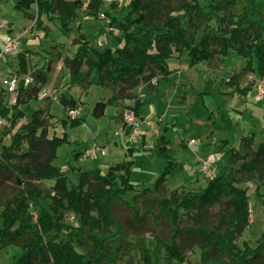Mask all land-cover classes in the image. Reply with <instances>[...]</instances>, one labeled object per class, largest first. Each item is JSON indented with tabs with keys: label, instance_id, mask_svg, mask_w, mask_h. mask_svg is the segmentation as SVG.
<instances>
[{
	"label": "trees",
	"instance_id": "1",
	"mask_svg": "<svg viewBox=\"0 0 264 264\" xmlns=\"http://www.w3.org/2000/svg\"><path fill=\"white\" fill-rule=\"evenodd\" d=\"M11 1L33 22L31 28L43 31L44 36L51 30L49 24L70 31L80 7L87 16L107 19L109 27L118 25V45L98 50L80 31L79 22L77 34L69 39L74 54L59 52L56 58H62L71 75L82 71L83 88L93 83L96 71V83L109 89L106 99L94 103L93 116L102 117L107 106L130 101L117 115L127 135L133 133L135 124L127 121L125 109L136 123L142 121L144 101L138 88H154L168 78L172 72L168 61L175 54L185 53L192 67L234 52L245 62L242 72L264 77V0H127L124 6L112 1L107 7L103 0ZM33 52L42 51L26 48L15 53L20 74H28L27 54ZM52 62L48 59L44 68L29 73L33 82L17 87L13 103L5 101L4 89L0 91L4 135L13 131L9 142L0 136V178L11 179L16 185L13 191H0V250L18 247L12 264H114L132 250L139 251L143 264H156L161 249L171 264L185 261L183 245L187 243L197 246L201 264H264V230L253 246L238 243L250 224L245 184L256 182V193L264 186V139L255 145L254 132L241 136L237 147L227 148L225 163L204 187L191 189L182 183L169 189L166 181L180 165L166 136L172 125H165L153 147L164 164L151 185L140 186L130 180L132 144L125 153L128 159L110 165L106 172L98 166L84 169L70 165V170L78 172L73 182L55 163L67 135L49 134L54 115L38 107L26 121H20L25 117L22 107L39 98L38 83L48 81ZM227 84L232 87L230 94L239 96L252 88L251 83L239 86L238 73L230 75ZM58 101L66 109L78 105L77 100L64 95ZM219 118L228 133L234 130L232 119L223 111ZM61 122L76 127L84 119L66 117ZM127 193L131 201L125 198ZM119 202L130 209L140 232L149 220L154 226L165 223L167 239L152 230L153 244L147 245V236L138 231L129 241L130 233L115 213Z\"/></svg>",
	"mask_w": 264,
	"mask_h": 264
},
{
	"label": "rangeland",
	"instance_id": "2",
	"mask_svg": "<svg viewBox=\"0 0 264 264\" xmlns=\"http://www.w3.org/2000/svg\"><path fill=\"white\" fill-rule=\"evenodd\" d=\"M86 2L87 0H83ZM114 2H118L119 6L125 5L127 0H112ZM213 0H200L201 3H207L211 2ZM1 2V0H0ZM108 3H104V7H107ZM78 15L75 21L71 23L72 29L70 31H65L53 24H49L51 27V34L47 38L41 37L43 40L42 42H47L49 45L56 44L55 50L61 48V52L63 55H69L72 56L74 54L75 46H72L69 44L70 37L74 36L77 33V24L80 22L81 27L80 31L82 33H85L87 37L89 38L91 44L94 46V48L101 50L105 47H116L117 45H113V38L110 34H108V20L99 17L94 18L92 16H87L85 14V8L80 7L77 10ZM22 19H25L22 17L21 12L17 9H14L9 3L2 1L0 3V20L3 22V26L5 23L12 24L16 31H21L25 23ZM33 31V30H32ZM43 32V31H42ZM70 35V36H69ZM36 34H31L29 38L33 39V41H30V43L34 44L33 48L40 49L38 41L34 40L36 38ZM3 29H0V43H3L6 39L12 38L11 36H7L3 39ZM45 38V39H44ZM55 39V40H53ZM18 44L17 48L8 55L3 56L0 58V91H2L1 82L2 79L6 75L10 74H17L18 76H31L29 73L24 75L20 74L18 71V63L15 56V53L19 50H21L26 45V40H21L20 38H17ZM49 42V43H48ZM60 42L64 43V47H61ZM24 45V46H23ZM39 48H38V47ZM49 52H46V55H50V50H53V48H48ZM28 70L29 72H32L35 68H38L41 64V58H30V55L28 54ZM50 58V57H49ZM46 61V58H42ZM168 65L170 68H174V70H178L173 75H171V79L169 82L162 81L159 84V93L156 98L155 94L151 93L149 90H145V101L146 105L144 107L143 115L145 117L143 123L138 122L136 124V128L132 133L131 140L136 141L138 144L141 142V137L144 135L146 137V143L143 145H140V148L144 150H148L149 144H147V141L150 142L151 140H154L156 134L161 130V128L165 125H171V122L176 121V118H178V125L174 128V130H171L169 128L168 134L172 141V145L177 148V154L176 158L177 160L183 162L184 164H189L192 160L195 159L197 155H204V151L202 152L201 146L202 143L199 141V139L195 142L196 143H190L188 148H184L179 145L180 138L182 134H186L188 138L195 136L198 137L200 132L205 133L206 128L203 127L204 125H207L209 127H212L210 131V134L213 133V138L215 140H219L222 137V131H224L225 135L229 139V146H238L239 139L243 135L250 134L251 132H255V140L254 143H258L259 141L264 139V98L259 94L258 92V86L261 84H264V77H260L257 74L253 73H244L242 72V68L245 64L244 60L236 55L234 52H231L230 56L228 57H218L213 59L210 63H206L203 61L201 64L198 65L195 69H187L188 64V58L185 55V53L177 55L175 54L169 61ZM4 66V67H3ZM53 71L50 73V82H48L47 86H42L41 91L39 93V102L35 100H31L27 102L22 109L24 110L25 117L21 119V122H24L27 120V118L30 116L31 112L35 110L36 108L43 106L46 107L47 110H51L53 113L58 115L59 117L64 115L67 117L72 118L67 114L68 109H66V112L63 114V107H61L58 104V97L60 95V91L65 93V95L69 96H77L78 98L80 95H82V101L78 102L77 107L80 108V113L77 114L76 117H83L85 118V123L83 124L82 128L84 129V133L81 134L80 142L79 144H75L74 146L78 148V150L84 149V146H92L93 143H95L94 140H97L99 142L103 141L104 139H112L111 142L106 143L107 145V152L108 155L101 160H106L108 163L112 162H118L123 160L120 158L124 156V148L125 143H123V137L120 132V121L112 118L113 111L115 110L113 108V105L108 106L106 113L103 117H95L92 114V108L94 103L99 99L100 91L104 90L98 85H94L90 88L89 93L87 95L82 94L83 88L80 85V82H78L79 76L73 78L69 77V70L67 66L62 63L58 59L53 60ZM206 70V69H213L214 73H212V76L210 79L213 82L212 91H215L218 86H222V88L229 89V86L227 84V79L230 77V75L234 73L239 74V84L240 86H246L249 83L252 84V91L250 92L249 96L245 99L243 97L239 96H215L209 100V103L211 104H220L224 107L233 106L242 108L241 111H233L230 109L231 112L227 111V116L230 117L234 124V130L231 132H227L222 128L219 120L215 122L211 115V111L204 112L203 105L198 100H194L197 96H202L203 93L200 91L195 92L196 90H208L209 86L207 84H203L198 75V72L200 70ZM188 70V71H187ZM188 81V88L190 87V93L193 92L189 98L188 103L193 104L196 108L195 110H187V107H184V105H181L178 102V99L175 97V93L177 89L181 88V85H184V81ZM146 87H141L142 89H145ZM182 92L178 93V97H180V94ZM110 94L109 89H106L103 92V95L100 96V98H105ZM187 91L184 94V99L186 98ZM5 101L6 102H13L15 99L16 92L8 93L6 92ZM79 95V96H78ZM174 96V98H173ZM244 100V101H243ZM151 101V103L149 102ZM154 101H157L154 103ZM129 101L122 102L118 108L117 111L124 110L125 105H127ZM50 106V107H49ZM182 106V107H181ZM114 109V110H113ZM207 111V109H205ZM243 112L245 115H243ZM160 113V114H156ZM162 114V115H161ZM63 116V117H64ZM163 116V117H162ZM203 120V123L196 122L195 125L199 127L198 130H195L191 127H189L188 120L189 118L195 119L196 117ZM54 118L51 120V127L49 129V134L52 133H58L60 132L63 127L60 123V118ZM125 117L129 119L130 122L136 123L137 120L134 119L131 114L125 109ZM163 119V120H162ZM163 121L162 125L158 124L157 122ZM218 125V127H221L222 130H219L218 127L215 125ZM216 127V128H214ZM77 128V127H76ZM75 129V128H73ZM71 128L69 130V134L71 137H76L80 133L77 132V129L73 131ZM171 130V131H170ZM5 127L4 122L0 120V136L4 138L6 142H9L13 131L9 132L6 136L4 135ZM62 132L59 133L61 135ZM184 137V136H183ZM202 138V136H201ZM263 138V139H262ZM185 143H189V139L185 141L182 139ZM115 141L117 144H115ZM212 144V142H210ZM205 144L207 145H210ZM219 149H215L214 152H212L211 156L209 157L210 161L212 162L213 166L216 169V172L219 170L220 165H222L223 160H225L224 152L221 151L223 148L219 142ZM145 146V147H143ZM228 146V147H229ZM227 147V148H228ZM212 148H207L206 151H210ZM62 151H59L58 154V162L61 166L64 168V170L68 173L69 178L71 181L76 182L77 180V173L70 170L68 167V162L70 159L65 160L64 163H62ZM84 152V151H83ZM152 158L147 155L145 152H138L135 155V164L133 168V182H140V186H149L152 184L154 178H152L153 174L156 172L155 177L158 175L160 169L162 168L164 162L162 159L154 157V153H152ZM99 160V161H101ZM98 161V162H99ZM84 166V168H91L92 166L97 165V161L94 162V165L91 164V161H86L84 163L79 162ZM64 164V165H63ZM103 166H107L104 163H102ZM75 167V166H74ZM78 167V166H76ZM68 168V169H67ZM187 170L192 173L191 176H188L186 180H181L180 177L181 174L179 171H183L180 168L175 169L169 176V178L166 181V186L169 189H172L174 187H178L182 183L185 184L187 188L191 189H197L204 185V183L210 178L209 175H201V174H195L198 170L196 169L195 164L188 165ZM77 171V170H76ZM145 176L143 181L138 180L139 177ZM46 184H51L50 181H43ZM143 182V183H142ZM245 185L248 187V194H249V210H250V224L249 226L243 231L238 243L239 245H242L243 242H247L249 245L253 246L255 244L256 239L261 235L262 231L264 230V186L260 188L259 193L255 192L256 182H247ZM16 185L11 179L7 178H0V191H13L15 190ZM131 194L127 193L125 195V198L131 201ZM216 206L212 207V212L214 213L216 211ZM115 213L117 218L126 225L130 235H129V241H133L135 239V235L133 232H139L143 233L147 236V245L153 244L154 240L150 237L151 231H157L161 233L162 238L164 240L167 239L169 227L165 223H161L160 225L154 226L152 221L149 220L145 227L143 228V231L140 232L139 229H137L135 222L131 218V212L130 209L122 202H119L116 204L115 207ZM72 220V217L70 218ZM183 250L186 255V259L183 262H173L171 264H201L200 257H199V249L196 245H191L190 243L183 245ZM18 247L14 245H9L6 248L0 250V264H12L11 258L14 253H17ZM129 262H133L134 264H143L141 260V256L139 254V251L132 250L129 255H123L119 257L114 264H128ZM103 264H111V263H103ZM156 264H170L168 263V258L164 251L161 249V252L158 254V262Z\"/></svg>",
	"mask_w": 264,
	"mask_h": 264
},
{
	"label": "crops",
	"instance_id": "3",
	"mask_svg": "<svg viewBox=\"0 0 264 264\" xmlns=\"http://www.w3.org/2000/svg\"><path fill=\"white\" fill-rule=\"evenodd\" d=\"M2 1H4V2H7V3H9V1H10V5L13 7V2L11 1V0H1V2ZM0 2V3H1ZM14 8V7H13ZM15 9V8H14ZM21 12V11H20ZM21 15H22V13H21ZM22 17H23V15H22ZM23 18H25V17H23ZM23 20V22L25 23V25L23 26V28H22V30L21 31H16L15 30V28L13 27V25L12 24H7V23H5V25L2 27V28H0V29H3V37L5 38V37H7V36H11V37H17V38H20L21 40H26V45L21 49V50H24V49H26V48H31L32 50H34V51H42L40 54H36V53H29V55H30V58H41V64L39 65V67L38 68H35L34 70H36V69H40V68H44L45 67V63H46V61L48 60V59H58V60H60L62 63H63V61H62V58H56L57 57V55H58V53L59 52H61L62 50H61V48L60 49H57V50H55V47H56V44H54L53 43V45H49V44H47V42H45V40H44V42H42V38L41 37H43V32L42 31H40V30H33L32 28H31V25H32V21L31 20H29V19H27V18H25V19H22ZM0 22H1V20H0ZM1 23H3V22H1ZM51 28V27H50ZM109 29L111 30V32H109ZM109 29H108V34H110L113 38H115V39H113V45H118V43H117V41H116V37H117V35H119V30H118V25L117 24H114V25H112L111 27H109ZM33 30V31H32ZM52 30V29H51ZM50 30V31H51ZM31 34H36L37 36H36V38L34 39V40H36V41H38V43H39V46L41 47L40 49H36V48H33V45L34 44H32V43H30V41H33V39H31V38H29V36L31 35ZM50 34H51V32H49L48 33V35L47 36H44L45 38H47L48 39V37L50 36ZM77 34V33H76ZM85 34V33H84ZM85 36L87 37V35L85 34ZM3 38V39H4ZM44 38V39H45ZM88 38V37H87ZM89 39V38H88ZM53 40H55V39H53ZM49 43V42H48ZM1 44L2 43H0V46H1ZM60 44H61V47H64V46H66L65 45V42L64 43H62V42H60ZM38 47V46H37ZM49 47H52L53 48V50H50V55L48 54V55H46V52H44L43 50L44 49H48ZM114 47V46H113ZM39 48V47H38ZM74 52H75V50H74ZM66 55V54H65ZM16 56V55H15ZM27 56H28V54H27ZM69 56V55H68ZM50 57V58H49ZM42 58H46V61L44 60V59H42ZM17 59V58H16ZM27 59H28V57H27ZM170 60V59H169ZM18 63V62H17ZM169 63V62H168ZM202 63V62H201ZM201 63H199V64H201ZM52 64H53V62H52ZM199 64H196V65H194V66H192V67H189L188 66V64H187V69L188 70H190V69H195V68H197L198 67V65ZM4 67V66H3ZM68 68V67H67ZM171 70H172V72H171V74L168 76V78H166V79H163V80H161V81H159V82H157L155 85H154V88H149L147 85H141L139 88H138V90H139V92H140V96H141V99L144 101V105L142 106V108H141V112H142V116H143V119H142V121H141V123H143V121H144V119H145V117H144V115H143V109H144V107H145V105H146V101H145V93H146V91L145 90H149L151 93H153V94H155V97L154 98H156L157 97V95H158V93H159V84L162 82V81H167V82H169L170 81V79H171V75H173V73H175L176 71H178V70H174V68H170ZM33 70V71H34ZM54 69H53V67H52V69H51V71L49 72V74H48V81L45 83V84H40V83H38V85L40 86V87H42V86H47V84H48V82H50V79H51V77H50V73L53 71ZM68 70H69V68H68ZM187 70V71H188ZM28 73H31V72H29V70H28ZM212 73H214V70L213 69H206V70H200L199 72H198V75L197 76H199V79H200V81L203 83V84H207L208 86H209V88H208V90H196L195 92H197V91H200L201 93H203V95L202 96H197L194 100H198L199 102H201V104L204 106L203 107V110H204V112H208V111H211V115H209L210 117H212L213 118V120L216 122L217 121V119L219 120V122H220V118H219V111H223L225 114H226V116H227V111L228 112H231L230 111V109H232L233 111H235V110H237V111H241V110H243L242 108L240 109V108H238V107H233V106H228V107H224V106H222V105H220V104H211V103H209V100L211 99V101H212V98L213 97H215V96H227V95H229V96H239L238 94H230V91L232 90V87H230L229 86V89H227V88H222V86L220 85V86H218L217 88H215V89H217V90H215V91H212V88H210V86L211 87H213V82H212V80L210 79V77L212 76ZM73 75H71L70 74V72H69V77H71V78H73L72 77ZM77 76H79V79H76V80H78V82H80V85L82 86L83 85V83H82V71L81 72H79L77 75H75L74 77H77ZM73 79H75V78H73ZM228 80V79H227ZM92 81H93V83L88 87V88H83V86H82V88H83V93L82 94H84V95H87L88 93H89V90H90V88L92 87V86H94L95 84L96 85H98L97 83H96V81H97V73H96V71L93 73V75H92ZM188 81L187 80H185L184 81V85H181V88L180 89H177V91H176V93H175V97L178 99V102L181 104V105H184V107H187V110H192V108H193V110H195L196 108L194 107V103L193 104H190V103H188L187 101H188V98H189V96L193 93V92H191L190 93V87L188 88ZM30 85V84H29ZM1 86H2V82H1ZM18 86H24L22 83H20ZM28 86V85H27ZM99 86V85H98ZM143 86H145L146 88L145 89H142L141 90V87H143ZM239 86H240V84H239ZM101 87V86H100ZM240 87H245V86H240ZM102 88V87H101ZM2 89H3V87H2ZM104 90H102V91H100V94H99V99H102V98H100V96L101 95H103V92L106 90V88H103ZM187 91V94H186V98L184 99V94H185V92ZM252 91V88L245 94V95H243V96H239V97H243L244 99L246 98V97H248L249 96V94H250V92ZM61 93H60V95H64L66 98H68V99H71V98H73V99H75V100H77V103L78 102H83L82 101V95H80V97L78 98L77 96H67V95H65V93H62L63 92V89H62V91H60ZM179 92H182L181 94H180V97H178V93ZM59 95V96H60ZM16 96V95H15ZM79 96V95H78ZM109 96V95H108ZM108 96H106L105 98H103V99H106ZM5 97H6V95H5ZM173 98H174V96H173ZM98 99V100H99ZM15 100V99H14ZM35 101H37V103L39 102V98L37 99V100H35ZM124 101H126V100H124ZM124 101H120V102H118V103H115V104H113V108L115 109H113L114 111H113V114H112V118H115V119H117V120H119L120 121V127H119V129H120V132H121V134H123L122 135V139H123V143H125V146H124V148H126L125 150H124V156H122L121 158H120V160L121 159H123V160H121V161H119L118 160V162H122V161H126L127 159H128V157H126V155H125V153H126V150H127V148H128V146L130 145V144H132L133 146H134V152H133V154H132V157H131V159L133 160V164H132V166H131V173H130V180H131V182H133L132 181V178H133V168H134V164H135V155L138 153V152H145V153H147V155L148 156H150L151 158H152V156H153V154L152 153H154V157H157V158H159L157 155H156V153H155V150H154V143H155V138H156V136L161 132V130H162V128L165 126V124H164V126L161 128V130L156 134V136H155V138H154V140H151L150 142H148L147 141V144H149V146H148V150H144V149H142V148H140V145H143L144 143H146V137L143 135L142 137H141V142H139V144L136 142V141H133V140H131V136H132V134H130V135H127V134H125V132L122 130V127H121V120L117 117V115H118V113L120 112V111H117V108H118V106L122 103V102H124ZM127 101H129V100H127ZM244 101V100H243ZM14 102V101H13ZM12 101L11 102H7V103H13ZM150 103H151V101H149ZM157 101H154V103H156ZM129 103H130V101H129ZM128 103V104H129ZM58 104L61 106V107H63L61 104H60V102L58 101ZM111 106V105H110ZM40 107H43V106H40ZM50 107V106H49ZM108 107V106H107ZM107 107H106V109H105V113H106V110H107ZM182 107V106H181ZM46 108V107H45ZM37 109V108H36ZM63 109H64V111H63V114H64V112H66V108H64L63 107ZM205 109H207V111L205 110ZM235 109V110H234ZM47 110V109H46ZM48 112H50L52 115H54V117L52 118V119H54V118H58L59 116L58 115H56L55 113H53V111H52V108H51V110L49 111V110H47ZM156 114H160V113H156ZM105 115V114H104ZM103 115V116H104ZM162 115V114H161ZM243 115H245V113L243 112ZM64 115H62V116H60L59 118H60V123H61V125H62V127H63V129L60 131V132H62V134H63V132H65L66 133V135H67V143H64L63 145H61V147H59V149H58V152H57V158L55 159V163L56 164H58V165H61L60 163H57L58 162V154H59V151H62L61 153V156L63 157L62 158V163H64L65 162V160H67V159H69V158H72V159H70L69 160V162H68V166H70V165H72V166H80L81 168H84V166L82 165V164H80L79 162H82V163H84V162H86V161H91V164L92 165H94V162H96L97 161V165H95V166H92L91 168H93V167H100L101 169H102V171L103 172H106V170H107V168L110 166V165H114V164H116V163H118V162H116V160H115V162H112V164L111 163H108L106 160H101L102 158H103V156L105 155V157L108 155V152H107V144L106 143H109V142H111L112 141V139H104L103 141H101V142H99V141H97V140H94L95 141V143H97L102 149H103V154H101V153H97L96 155H94V156H90V157H84L83 156V151L86 149V148H88V146H84V149H82V150H78V148H76L74 145L75 144H79V142H80V137H81V134L82 133H84L85 131H84V129L82 128V126H83V124L85 123V118H83L84 119V122L83 123H81L80 125H78V126H76V127H71V126H69L68 124L67 125H64V124H62V120L63 119H65L67 116H64ZM102 116V117H103ZM163 117V116H162ZM194 117H196V116H194ZM51 119V120H52ZM163 120V119H162ZM196 122H198V123H203V120H201V119H199L198 117H196L195 119H193V118H189V120H188V124H189V127H191V128H193V129H195V130H198L199 129V127L198 126H196L195 125V123ZM158 124H160V125H162V123H163V121H160V122H157ZM220 124H221V122H220ZM82 125V126H81ZM171 125H172V127H171V130H174V128L175 127H177V125H178V118H176V121H174V122H171ZM216 127H218V125L216 124L215 125ZM221 126H222V128L224 129V127H223V125L221 124ZM203 127H205L206 128V132L205 133H202V132H200V134L198 135V137H196L195 138V136H192V137H190V138H188L187 136H186V134H182V136H181V138H180V142H179V145L180 146H182V147H184V148H188L189 147V145H190V142L189 143H185L182 139H184L185 141H187L188 139H189V141L190 140H194L193 141V143H196L195 142V140L197 141L198 139H199V141H200V139L201 140H204L203 142L202 141H200L201 143H202V146H201V150H202V152L204 151V155L202 156V155H197L196 157H195V159L194 160H192L189 164H184L183 162H181V161H179V160H177V158H176V154H177V148L176 147H174L173 145H172V141H171V139H170V137H169V134H168V131L166 132V136L170 139V142H171V146L173 147V148H175L176 149V154H175V159H176V161L179 163V167H177V168H180L181 170H183V171H179L180 172V174H181V177H180V181L183 179H187L188 178V176H191V174L192 173H190L188 170H187V168H188V165H192V164H195L196 165V169L198 170L195 174H201V175H205V173L204 172H202L201 170H200V168H199V164H198V162H197V158H207V159H209V157L211 156V154H212V152H214L215 151V149H219V144H217V142H219L220 143V145L223 147L222 149H221V151L222 152H224V156H225V160H226V152H227V147L229 146V139H228V137L225 135V133H224V131H222L223 133H222V137L219 139V140H215L214 138H213V133H211L210 134V131H208V130H211V128L212 127H209V126H207V125H204ZM216 127H214V128H216ZM73 129V128H75V129H77V132L78 133H80L79 135H77L76 137H71L70 136V134H69V130L70 129ZM219 128V130H222V128L221 127H218ZM75 129H73V131L75 130ZM170 130V131H171ZM225 130V129H224ZM226 131V130H225ZM60 132H58V133H55L56 135H58V136H61V135H59V133ZM226 133H227V131H226ZM255 133V132H254ZM247 135H249V134H247ZM184 136V137H183ZM201 136H202V138H201ZM224 139H227L228 140V143H225L224 142ZM263 139V138H262ZM210 142H212V144H210ZM210 144V145H205V144ZM115 144H117V142L115 141ZM143 147H145V146H143ZM207 148H212L210 151H206V149ZM77 153H79V155H77ZM99 160H101V161H99ZM210 160V159H209ZM225 160H223V162H222V164H224L225 163ZM99 161V162H98ZM102 163H104L105 165H107V166H103L102 165ZM64 165V164H63ZM163 167V166H162ZM91 168H84V169H91ZM176 168V169H177ZM62 169L64 170V168L62 167ZM68 169V168H67ZM162 169V168H161ZM160 169V170H161ZM74 172H76L77 174H78V172L75 170ZM160 172V171H159ZM155 175H156V172L153 174V176H152V178H156L155 177ZM146 176V175H145ZM145 176L143 175V176H141V177H139L138 178V180H141V181H143V179L145 178ZM170 176V175H169ZM169 178V177H168ZM154 181V180H153ZM207 182V181H206ZM206 182L204 183V185L203 186H201V187H204L205 186V184H206ZM134 184H137V185H140V182H133ZM143 183V182H142Z\"/></svg>",
	"mask_w": 264,
	"mask_h": 264
},
{
	"label": "built area",
	"instance_id": "4",
	"mask_svg": "<svg viewBox=\"0 0 264 264\" xmlns=\"http://www.w3.org/2000/svg\"><path fill=\"white\" fill-rule=\"evenodd\" d=\"M103 1H104V3H108V4L110 2H112V0H103ZM2 27H3V24L0 22V28H2ZM17 44H18L17 37H12L10 39H6L0 46V58H2L5 55L11 54L17 48ZM32 82H33V79L29 75L20 77L17 74H10V75H6L2 79V87L6 92L13 93V92L17 91V87L20 83H22L24 86H27V85L31 84ZM258 92L264 98V84H261L258 86ZM79 113H80V108H78V107H76L74 109H68V111H67V114L69 116H71L72 118H75L77 116V114H79ZM131 116H132V114H131ZM127 121L130 122L129 119H127ZM130 123H132V122H130ZM133 124H135V126H136L137 123H133ZM135 128H134V130H135ZM193 141L194 140H190L189 142L192 143ZM103 152H104L103 149L97 143H93L92 146H90L84 150L83 156L84 157H90V156L96 155L97 153L103 154ZM197 162L199 164L200 170L202 172H204L206 175H209L211 177L216 173V169L209 159L197 158ZM182 264H186V263H182Z\"/></svg>",
	"mask_w": 264,
	"mask_h": 264
}]
</instances>
